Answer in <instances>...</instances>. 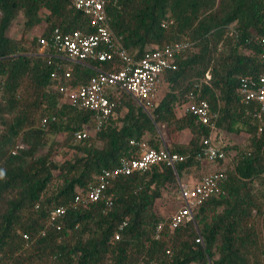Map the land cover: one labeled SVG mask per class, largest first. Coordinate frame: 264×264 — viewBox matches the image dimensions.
I'll return each mask as SVG.
<instances>
[{"label":"trees","instance_id":"obj_1","mask_svg":"<svg viewBox=\"0 0 264 264\" xmlns=\"http://www.w3.org/2000/svg\"><path fill=\"white\" fill-rule=\"evenodd\" d=\"M107 12L113 32L136 59L183 38L193 45L164 74L163 95L149 113L121 93L102 128L75 140L74 132L89 127L94 113L63 103L52 73L69 70L75 86L111 64L48 58L37 52L38 39L54 28L91 33L90 17L69 0H0V264H264V114L260 124L258 106L245 104L239 91L240 77L264 69V1L121 0ZM18 15L22 33L12 38L8 30ZM42 23L41 34L28 39L26 32ZM207 72L210 79L203 81ZM190 92L208 102L219 131L248 138L244 146L225 147L233 155L221 192L196 208L194 221L172 228L158 207L172 191L179 203L178 181L202 164L196 157L210 134L190 114L178 115ZM163 129L188 130L190 137L175 143L162 137ZM131 140L154 149L165 143L183 160L117 177L101 199L68 208L58 227L48 225L51 209L134 153ZM61 149L71 157L56 161Z\"/></svg>","mask_w":264,"mask_h":264},{"label":"built area","instance_id":"obj_2","mask_svg":"<svg viewBox=\"0 0 264 264\" xmlns=\"http://www.w3.org/2000/svg\"><path fill=\"white\" fill-rule=\"evenodd\" d=\"M72 7L91 19L94 31L84 33L79 30L62 32L54 28L49 37L38 39L39 54L56 58L64 63L77 62L87 64L91 61L109 62L110 69L95 68V74L85 84L72 86L69 82L70 72L52 73V87L57 90L62 102L78 109H89L94 113V120L89 127L73 134L75 140H81L91 131H99L108 118L114 114L119 102L113 97L121 93L130 95L135 103L146 113L156 105L160 96L164 74L176 68V57L192 48L193 42L187 38L173 41L159 48L147 50L140 58H134L124 47L122 37L113 32L107 7H119L121 0H69ZM264 1V0H263ZM264 61V36L259 40ZM51 50L52 52H47ZM205 73L203 81L209 80ZM239 91L243 102L258 106L255 116L263 123L264 114V69L256 76L239 78ZM184 113L193 116L197 123L207 126L210 134L201 140V151L197 159L205 162H223L227 159L225 147L229 144L224 134L216 127V113L212 112L204 99H196L193 92L187 95L183 105ZM45 120H43V123ZM261 125L258 132L261 131ZM135 147L129 157H121L118 163L109 169H103L95 184L89 185L83 192H78L66 204L51 209L47 224L57 226L68 208L86 205L102 198L106 187L117 177L143 172L151 166L174 164L183 160V156L171 152L166 146L159 149L149 147L144 140H131ZM226 179L224 170L201 175L192 182L178 181L179 206L169 216L172 228L194 221L196 208L206 199L221 192L220 184ZM160 222L156 228L155 238L163 227ZM118 238V235L115 236ZM196 243H202L198 236Z\"/></svg>","mask_w":264,"mask_h":264},{"label":"rangeland","instance_id":"obj_3","mask_svg":"<svg viewBox=\"0 0 264 264\" xmlns=\"http://www.w3.org/2000/svg\"><path fill=\"white\" fill-rule=\"evenodd\" d=\"M44 27V23H42L39 26L33 27L29 31L26 32V35L28 39H31L32 37H37L41 34V31ZM23 28V17L22 15H18L11 27L8 30V35L12 38H18L22 33ZM161 94H163L164 86L161 88ZM93 131H91V135H93ZM162 137L165 140H177V141H186L188 138L187 132H182L180 134H171L166 129H163L160 131ZM225 140L229 143L231 146H244L247 142L248 136L245 134L240 135H229L224 134ZM58 140L64 139V136H58ZM232 152V151H231ZM233 155V152L231 153ZM230 154L227 155V159L223 162H205L203 161L202 164L199 167H193L186 171L183 176L181 177L182 182H192L197 180L201 175L215 172L219 170H224L227 168H230L232 165V160ZM71 157V154L66 149H61L60 152L57 154V156L54 158L56 161H62L64 159H67ZM179 206V203L177 201V192L172 191L168 195H165L163 198V201L160 203L158 207V212L161 216L167 218L169 217L173 211H175Z\"/></svg>","mask_w":264,"mask_h":264},{"label":"crops","instance_id":"obj_4","mask_svg":"<svg viewBox=\"0 0 264 264\" xmlns=\"http://www.w3.org/2000/svg\"><path fill=\"white\" fill-rule=\"evenodd\" d=\"M163 84L164 83H162V86H163ZM162 86H161V88H162ZM161 90V89H160ZM120 95V94H119ZM160 95L162 96L163 94H161V91H160ZM125 111V109L124 108H122V112H124ZM181 114H184V110H182L181 109V111H179V113H178V115H181ZM182 132H187V134H188V138H187V140L186 141H177V140H173V139H171V141L172 142H175V143H185V142H187L188 141V139H189V137H190V133H189V131L188 130H184V131H182ZM181 132V133H182ZM223 133V132H222ZM224 134V133H223ZM163 146H166V144L164 143L161 147H163ZM160 147V148H161ZM167 147V146H166Z\"/></svg>","mask_w":264,"mask_h":264},{"label":"clouds","instance_id":"obj_5","mask_svg":"<svg viewBox=\"0 0 264 264\" xmlns=\"http://www.w3.org/2000/svg\"><path fill=\"white\" fill-rule=\"evenodd\" d=\"M3 175V173L2 172H0V176H2Z\"/></svg>","mask_w":264,"mask_h":264}]
</instances>
